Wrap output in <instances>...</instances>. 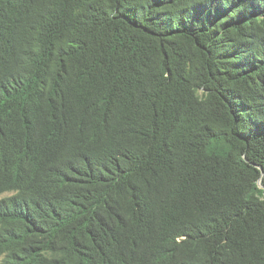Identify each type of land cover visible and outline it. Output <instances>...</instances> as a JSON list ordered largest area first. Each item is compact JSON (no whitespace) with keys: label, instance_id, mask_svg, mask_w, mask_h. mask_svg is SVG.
Returning a JSON list of instances; mask_svg holds the SVG:
<instances>
[{"label":"trees","instance_id":"trees-1","mask_svg":"<svg viewBox=\"0 0 264 264\" xmlns=\"http://www.w3.org/2000/svg\"><path fill=\"white\" fill-rule=\"evenodd\" d=\"M0 264H264V0H0Z\"/></svg>","mask_w":264,"mask_h":264},{"label":"clouds","instance_id":"clouds-1","mask_svg":"<svg viewBox=\"0 0 264 264\" xmlns=\"http://www.w3.org/2000/svg\"><path fill=\"white\" fill-rule=\"evenodd\" d=\"M4 196H0V199L3 198Z\"/></svg>","mask_w":264,"mask_h":264}]
</instances>
